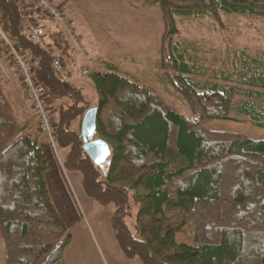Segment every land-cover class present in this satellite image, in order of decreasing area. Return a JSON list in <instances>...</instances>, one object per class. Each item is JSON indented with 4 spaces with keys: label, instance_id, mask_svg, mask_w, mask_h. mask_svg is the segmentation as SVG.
I'll use <instances>...</instances> for the list:
<instances>
[{
    "label": "trees",
    "instance_id": "trees-1",
    "mask_svg": "<svg viewBox=\"0 0 264 264\" xmlns=\"http://www.w3.org/2000/svg\"><path fill=\"white\" fill-rule=\"evenodd\" d=\"M131 1L159 3L165 39L179 32L176 16L264 18V0ZM0 15L6 33L34 57L37 81L60 100L55 144L67 149L64 168L81 172L89 197L113 205L111 224L127 257L144 264H264V138L206 126L227 118L264 127L263 51L234 49L216 68L190 53L189 42L165 45L159 63L165 70L156 79L163 91L122 73L113 61L91 72L99 94L95 138L112 151L103 178L83 147L82 121L92 105L82 87L59 79L53 56L29 37L12 0H0ZM46 33L55 52L70 58L58 25ZM49 167L0 82V240L7 264H66L72 234L49 190ZM135 205L133 231L127 218Z\"/></svg>",
    "mask_w": 264,
    "mask_h": 264
},
{
    "label": "rangeland",
    "instance_id": "rangeland-1",
    "mask_svg": "<svg viewBox=\"0 0 264 264\" xmlns=\"http://www.w3.org/2000/svg\"><path fill=\"white\" fill-rule=\"evenodd\" d=\"M57 3L73 21L82 48L85 50V54H82L68 40L77 57L72 61L64 56L68 70L75 74L78 62L89 70L88 74L71 81L81 78L80 81L84 84L78 83L81 86L76 84L83 86L86 98L92 103L99 100V94L91 72L107 70L106 63L112 61L119 65L122 73H133L139 82L152 84L161 91L162 87L158 85L156 79L157 74L165 70L159 67L163 60V47L166 45L170 48L176 41L189 42L190 53H198L207 59V65L216 68H219L220 64L224 67L222 61L217 63V59L231 58L234 49L248 48L264 52L263 17L232 14L223 15L222 22H218L210 16L190 18L176 16L179 32L172 38L165 39L166 28L158 2L57 0ZM49 27L55 31L51 24H47L46 28ZM44 31L46 32V29ZM169 52H173V49ZM213 60L215 65L209 63ZM199 78L209 79L210 76ZM13 81V87L10 84L4 86L15 104L12 95L21 98L24 90L21 88L19 78L15 77ZM165 96L183 113L187 115L192 113L180 100L169 96L168 93H165ZM50 103L55 117L60 100L53 101L50 98ZM26 105L27 115L35 121L37 112L31 110L30 104ZM206 126L216 130L241 132L254 138H264V127L248 120L213 118ZM42 137H45L42 142L50 146L54 159H60L63 163L67 149L53 144L46 134ZM50 163L48 182L53 200L61 201L62 205L59 201L58 206L72 234V241L64 251L66 264H144L138 257H127L119 246L111 224L113 205L102 204L87 195L82 184L81 172L62 168L58 176L52 157ZM109 165L110 158L99 165L103 178L107 175ZM133 209L134 212L127 218V222L135 231L137 205ZM177 239L185 241L186 237L179 233ZM5 253V244L0 240V264H7Z\"/></svg>",
    "mask_w": 264,
    "mask_h": 264
},
{
    "label": "built area",
    "instance_id": "built-area-1",
    "mask_svg": "<svg viewBox=\"0 0 264 264\" xmlns=\"http://www.w3.org/2000/svg\"><path fill=\"white\" fill-rule=\"evenodd\" d=\"M12 1L20 12L21 22L29 37L53 56L52 67L61 81H70L89 73L88 68L82 66L80 62L77 64V72L71 73L64 57L56 53L53 44L46 39L47 33L39 21L41 15L58 24L72 45L85 54L73 21L57 3V0ZM35 69L34 57L20 42L15 41L6 33L0 15V82L3 85H9L13 81L14 74L19 77L26 99L37 112L40 131L48 134L50 141L54 144L56 134L54 109L51 106L49 95L35 78Z\"/></svg>",
    "mask_w": 264,
    "mask_h": 264
},
{
    "label": "crops",
    "instance_id": "crops-1",
    "mask_svg": "<svg viewBox=\"0 0 264 264\" xmlns=\"http://www.w3.org/2000/svg\"><path fill=\"white\" fill-rule=\"evenodd\" d=\"M39 21H41V25L43 26L44 25V29H50V27L49 28H46L47 27V24H51L52 25V27H54V30H56L57 29V24L55 23V22H52V21H50L49 19H47V18H44V17H42V15L39 17ZM69 44H70V58H68V59H71L72 61H73V58L75 59V57H76V55H75V53H73V48H72V46H71V43L69 42ZM72 54H73V56H72ZM77 58V57H76ZM128 73V72H127ZM131 76H133V77H135V78H137V76L135 75V74H131V73H129ZM14 78L16 77V78H19V77H17V75L16 74H14V76H13ZM13 78V79H14ZM83 78V77H82ZM81 79V78H80ZM80 79H78V80H76V81H74L75 83H80L81 85H83L84 84V82H82V81H80ZM20 80V79H19ZM14 81H12L11 83H10V85H12V84H14L13 83ZM21 83V82H20ZM80 84H78V85H80ZM80 85V86H81ZM11 87H13V85L11 86ZM83 87V86H82ZM15 88H19V87H15ZM22 88V87H21ZM8 95H9V93H8ZM9 98H10V96H9ZM11 99V98H10ZM12 99H15V104H16V106H15V104H13V102H12V100H11V102H12V104H13V106H14V109H15V111H16V114H17V116H18V119H19V121H20V123L21 124H23V125H27L28 127H29V129H30V132H31V134H32V136L37 140V142L42 146V148L44 149V151H45V153L47 154V157H48V160H49V164H50V167H49V170L47 171V181H48V173L50 172V169H51V163H50V161H51V157H52V159H53V163H54V166H55V168L57 169V172H58V176H59V171H61L62 170V168L63 169H65L64 168V166H63V163H62V161L60 160V159H57V160H55L54 159V156H53V153H52V150H51V148H50V146L49 145H47L45 142L43 143L42 142V140H43V138H45V137H42L43 136V134H46V133H43V132H41L40 131V129H39V126H38V115L36 116L37 118H36V120L35 121H32V118L31 117H29L28 115H27V105H26V103H28V104H30L29 103V101L26 99V96H25V93H24V91H23V94H22V97L21 98H19V97H15L14 95H12ZM88 99V98H87ZM53 101H55V100H53ZM89 101V100H88ZM99 101V100H98ZM98 101L97 102H94V103H92V102H90L91 103V105L92 106H97V103H98ZM30 108H31V110H34L33 108H32V106L30 105ZM35 111V110H34ZM37 114V113H36ZM33 127H34V131H33ZM47 136H48V134H46ZM49 137V136H48ZM50 140V139H49ZM49 140H48V142H49ZM47 141V140H46ZM59 179H60V177H59ZM63 179L61 178V181H62ZM48 186H49V182H48ZM49 190H50V186H49ZM50 192H51V190H50ZM51 195H52V193H51ZM52 198L54 199V197L52 196ZM66 200H67V198H66ZM55 201V200H54ZM59 199H58V202H56L55 201V204H56V206H57V208L59 209V211H60V213H61V215L63 216V213L61 212V209L59 208V206H58V203H59ZM60 205H62V203H61V201H60ZM64 218V217H63Z\"/></svg>",
    "mask_w": 264,
    "mask_h": 264
},
{
    "label": "water",
    "instance_id": "water-1",
    "mask_svg": "<svg viewBox=\"0 0 264 264\" xmlns=\"http://www.w3.org/2000/svg\"><path fill=\"white\" fill-rule=\"evenodd\" d=\"M98 114V106H91L84 114L82 121V137L84 140V150L93 160L94 163L100 165L107 160L112 154L110 145L102 138H95L96 120Z\"/></svg>",
    "mask_w": 264,
    "mask_h": 264
}]
</instances>
